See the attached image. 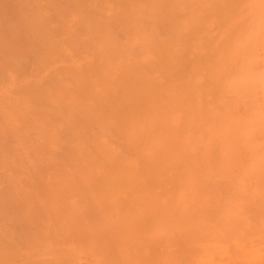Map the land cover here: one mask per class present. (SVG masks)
<instances>
[{"label":"bare ground","instance_id":"bare-ground-1","mask_svg":"<svg viewBox=\"0 0 264 264\" xmlns=\"http://www.w3.org/2000/svg\"><path fill=\"white\" fill-rule=\"evenodd\" d=\"M248 210L264 0H0V264H211Z\"/></svg>","mask_w":264,"mask_h":264},{"label":"rangeland","instance_id":"rangeland-1","mask_svg":"<svg viewBox=\"0 0 264 264\" xmlns=\"http://www.w3.org/2000/svg\"><path fill=\"white\" fill-rule=\"evenodd\" d=\"M254 188H251L250 190H253ZM246 213L245 214H247V213H249V214H247V217H246V219H245V221L244 222H240V221H238V222H240L241 224H239L238 222H237V225L238 226H240V228L238 227V229H237V225L235 224V223H232L231 225H232V227H231V225L230 224H228L230 227H231V229L233 228H235V229H237L236 230V232L239 230L240 231V236H238V232L236 233L235 232V234L238 236H236L235 235V237H234V235H232V231H230L231 229H226L225 231L226 232H230L229 234H231L230 236H229V234H228V236H226V232L225 231H222V230H224V229H222L221 230V228H220V226H215L216 224H214L213 225V223H211V224H207V225H205V229H206V227H207V229L209 230L210 228H212V232L214 231V233L212 234L211 232H209L208 230L206 231V230H203V229H201L200 231H199V238H198V240H201L200 242L198 241V243H200L199 245V247H198V245H197V247H198V249H199V251H196L193 255H192V259L193 260H198V261H201V262H204V260L206 261V262H210L211 264L213 263V262H215L219 257H221L222 259H226V261L227 260H229V262H235L236 264H242V263H244V262H248L247 264H264V256H263V253H264V232L263 231H261V230H264V218H262V215H263V217H264V213L262 212V210L260 211V217L259 216H257V217H259L258 219H260L261 220V222H263V225H261V223H259L260 222V220H256L257 219V217H254L253 216V218H255V220L254 219H251L252 218V211H245ZM252 212V213H251ZM251 214V217L249 216ZM254 214V213H253ZM248 217H250V218H248ZM249 219V220H248ZM246 220H248V221H246ZM250 221H251V223H250ZM253 221H256L255 223L253 222ZM247 222V223H246ZM254 224H257V222H258V224L255 226H253V223ZM252 226H251V225ZM259 224L263 227V229H261L262 227H260L259 226ZM213 227H212V226ZM227 225V226H228ZM241 225L243 226V228L241 227ZM246 225H248V228H247V226ZM210 226V227H209ZM214 226H215V228H214ZM228 226V227H229ZM235 226V227H234ZM245 226V227H244ZM216 227H219L218 228V230H217V228ZM229 227V228H230ZM253 227V229L254 228H259V230L261 231H258L257 229H255L254 231H258L259 233H253V230L251 229ZM223 228H225V226H223ZM245 228H246V230H245ZM244 231V233H243V231ZM251 229V230H250ZM217 230V231H216ZM220 230V232H218ZM247 230H249V232H252V234L251 233H249ZM235 231V230H234ZM234 231H233V234H234ZM225 232V233H224ZM247 232V233H246ZM202 233H204V234H202ZM209 233V234H208ZM220 233L221 235H218V234ZM223 233V234H222ZM243 233V234H242ZM263 233V234H262ZM251 234L252 236H249V235ZM253 234H255V236L253 235ZM262 234V236H260ZM202 235V236H201ZM204 235V236H203ZM216 235H217V238L219 239V241L222 239V241L221 242H214V239L216 238ZM243 235V236H242ZM248 235V237H246ZM211 236H212V238H211ZM208 237V238H207ZM209 237H210V242H209ZM215 237V238H214ZM234 237V238H233ZM237 237V238H236ZM241 239H240V238ZM243 237V238H242ZM250 237V238H249ZM261 237V238H260ZM201 238V239H200ZM228 238V239H227ZM203 239H205V241L203 240ZM224 239V240H223ZM239 239V240H238ZM243 239V240H242ZM245 239V240H244ZM263 239V240H262ZM207 240V241H206ZM213 240V241H212ZM235 240V241H234ZM249 240V241H248ZM252 240H253V243H252ZM215 241H218L217 239H215ZM234 241V242H233ZM248 241V242H247ZM257 241V242H256ZM261 241V242H260ZM203 242V243H202ZM205 242L207 243V244H205ZM213 242H214V244H213ZM223 242V243H222ZM229 242V243H228ZM232 242L234 243L233 244V246H232ZM222 245H220V244ZM227 243V244H226ZM237 243V244H236ZM240 243V244H239ZM248 243V244H247ZM251 243H252V245H251ZM258 243V244H257ZM203 244L205 245L204 247H203ZM210 244V245H209ZM263 246V247H261L260 246V248L257 246ZM260 244V245H259ZM263 244V245H262ZM229 245V246H228ZM243 245H244V247H243ZM248 245V246H247ZM208 246V247H207ZM223 246H225V248H223ZM227 246V247H226ZM202 247V248H201ZM243 247V248H242ZM252 247V248H251ZM257 247V248H256ZM211 248H213V250L211 249ZM228 248V249H227ZM237 248V249H236ZM249 248V249H248ZM197 249V250H198ZM210 251H208V250ZM220 249V250H219ZM227 249V251H225ZM246 251H245V250ZM248 249V250H247ZM251 249V250H250ZM253 249H256V250H253ZM201 250V251H200ZM218 250V251H217ZM258 250H259V252H261V253H259L258 252ZM207 251V252H206ZM209 252V253H208ZM213 254H215V255H213ZM217 252V253H216ZM233 252V253H232ZM237 252V253H236ZM250 252V253H249ZM255 252V253H254ZM197 253V254H196ZM203 253V254H202ZM253 253V254H252ZM198 254H200V255H198ZM209 256H208V255ZM230 254V255H229ZM252 254V255H251ZM255 254V255H254ZM194 255H196L195 257H196V259H194L195 257H194ZM234 255V256H233ZM240 257H239V256ZM247 255V256H246ZM260 255V256H259ZM201 256V257H200ZM205 256V257H204ZM217 256V257H216ZM161 257V256H160ZM163 257V256H162ZM165 258H163L162 259V263L161 262H159V263H157V264H166L165 263V259H167L166 258V256H164ZM213 257V258H212ZM215 257V258H214ZM226 257V258H225ZM245 258L244 260H243V258ZM255 257H256V259H255ZM201 258L203 259L204 258V260H201ZM207 258V259H206ZM230 258H232V259H230ZM239 258H240V260H239ZM253 258V259H252ZM159 259H161V258H159ZM158 259V260H159ZM214 259H216L215 261H214ZM254 260V261H252V260ZM213 260V261H212ZM231 260V261H230ZM245 260H247V261H245ZM161 261V260H160ZM259 261V262H258ZM262 261V262H261Z\"/></svg>","mask_w":264,"mask_h":264}]
</instances>
